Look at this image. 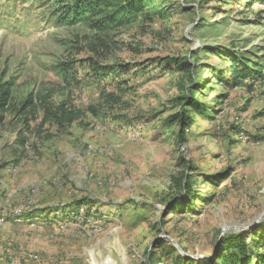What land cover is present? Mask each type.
Instances as JSON below:
<instances>
[{"label": "rangeland", "instance_id": "obj_1", "mask_svg": "<svg viewBox=\"0 0 264 264\" xmlns=\"http://www.w3.org/2000/svg\"><path fill=\"white\" fill-rule=\"evenodd\" d=\"M156 1L167 17L116 30L94 52L96 34L60 23L50 0H0V78H13L14 102L33 92L35 104L43 94L83 111L61 128L35 110L29 129L2 113L0 264H165L172 240L211 264L223 238L264 226V82L247 91L212 79L194 94L213 118L174 117L209 67H227L223 51L264 58V2ZM89 59L111 70L98 81ZM102 91L122 101L95 115ZM21 132L30 152L17 164ZM182 174L202 199L168 213Z\"/></svg>", "mask_w": 264, "mask_h": 264}, {"label": "trees", "instance_id": "obj_2", "mask_svg": "<svg viewBox=\"0 0 264 264\" xmlns=\"http://www.w3.org/2000/svg\"><path fill=\"white\" fill-rule=\"evenodd\" d=\"M50 1L52 3L53 15L60 23L70 27L83 26L96 34V41L91 45V50L94 52H97L99 46L106 47L108 45V37L114 31L133 26L138 22H151L155 16L167 17L168 15L167 9L161 5V1L156 0ZM248 1H252L253 3L264 2V0ZM250 7L248 8L250 9ZM188 10L186 9V11ZM257 16L259 17L258 19H263L260 13ZM257 21L262 23L261 20ZM208 51L212 53L211 50ZM220 58L227 67L219 71L217 67H209L208 72L210 74H206L204 79L198 80L195 90L192 93H188L183 101H180L181 105H183V111L174 117L184 127L192 124L194 114L207 120L213 118L212 108L208 104L196 99L194 94L196 91H200L199 89L211 88L213 84L212 79H219L217 81L228 88L241 86L245 87L247 91H252L253 89V83H249V81L264 82V58L256 60L257 54L254 52L247 50L240 53L232 46L227 51H223V54H220ZM89 60L91 61V59ZM189 66L188 62H184V64H180L179 69L186 71ZM91 68H93L95 74L99 75L96 77L98 81L102 79L107 71L111 70L108 67H101L99 61H91ZM226 71L230 73L227 78L223 75ZM68 73L69 71L65 74L66 78ZM13 83V78L7 81H2L0 78V123L4 119L2 113L8 110L14 111L20 116L22 115L19 123L26 124V129H29L27 120L29 115L39 109L43 113V122L51 121L61 128L72 126L83 115V111L75 106H68L63 101L54 104L48 95L39 94V104H35L36 97L33 92L26 93L18 103H15L12 88ZM227 97V93L220 94V98L222 99ZM100 101V106L91 105L88 108L89 111L95 115H99L101 111L100 107H104L105 105L109 107L114 106L119 104L122 99L114 92L102 91ZM183 134L184 132L182 131L177 132V137L180 141L185 142L186 138ZM16 140L20 147L12 149L11 153L14 163L18 164L27 156L30 150L27 146L28 136L25 132H21ZM32 147L35 146L33 145ZM225 177L227 176L220 177V179ZM176 181L179 183V191H183L184 194L183 197L176 195L172 198L168 206V213H173L175 210L186 212L188 209L195 211L196 205L194 202L202 199L201 194H193V184L189 176L186 177L185 174H182V177ZM86 200L83 202V205H85ZM170 249L173 250L174 255L172 261L165 264H198L197 261L181 255L174 246L170 247ZM260 249H264V226L258 230L251 231L249 236L240 232H234L222 239L220 252L211 264H264V252L260 253Z\"/></svg>", "mask_w": 264, "mask_h": 264}, {"label": "water", "instance_id": "obj_3", "mask_svg": "<svg viewBox=\"0 0 264 264\" xmlns=\"http://www.w3.org/2000/svg\"><path fill=\"white\" fill-rule=\"evenodd\" d=\"M264 216V215H263ZM262 218V217H261ZM263 219L259 220L257 223H260ZM252 227V226H251ZM174 243L175 248L179 251L181 255L187 258H195V257H201L200 260L204 259L205 257L202 255H189L188 253L185 252V250L174 240H172Z\"/></svg>", "mask_w": 264, "mask_h": 264}, {"label": "built area", "instance_id": "obj_4", "mask_svg": "<svg viewBox=\"0 0 264 264\" xmlns=\"http://www.w3.org/2000/svg\"><path fill=\"white\" fill-rule=\"evenodd\" d=\"M33 258L35 259V260H39V258H38V256H33Z\"/></svg>", "mask_w": 264, "mask_h": 264}]
</instances>
